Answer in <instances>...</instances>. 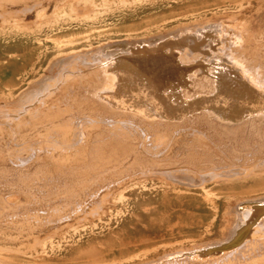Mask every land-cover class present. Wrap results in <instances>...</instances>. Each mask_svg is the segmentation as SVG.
<instances>
[{
  "label": "bare ground",
  "instance_id": "bare-ground-1",
  "mask_svg": "<svg viewBox=\"0 0 264 264\" xmlns=\"http://www.w3.org/2000/svg\"><path fill=\"white\" fill-rule=\"evenodd\" d=\"M209 1L0 0V30L12 36L0 39V159L41 174L24 177L25 202L19 193L2 197V209L13 210L7 228L44 236L28 264H84L85 249L100 260L91 264H156L150 256L160 250L161 264H264V146L248 142L264 136L260 43L244 26L205 22L216 6ZM229 131L245 148L224 140ZM181 132L191 135L187 151L199 167L171 157ZM243 160L248 169L235 166ZM256 171L259 183L244 187ZM232 183L239 191L225 193ZM192 191L211 206L209 221L196 225L206 237L224 203L242 195L223 241L186 249L191 239L177 225L120 236L125 221L136 229L138 205L158 196L182 202Z\"/></svg>",
  "mask_w": 264,
  "mask_h": 264
},
{
  "label": "rangeland",
  "instance_id": "rangeland-1",
  "mask_svg": "<svg viewBox=\"0 0 264 264\" xmlns=\"http://www.w3.org/2000/svg\"><path fill=\"white\" fill-rule=\"evenodd\" d=\"M56 1V0H55ZM66 1V0H64ZM209 1V0H208ZM212 1V0H210ZM209 1V2H210ZM213 3L216 4L215 7H212L211 8V11H208L206 13V16L204 18L205 22H215L216 20V23L219 22V23H222L223 25H226V26H234L235 25H240V26H244V28L251 34L253 35V37L255 38V36H257L255 38V40L259 43H260V48H257V53L255 55V60L256 62L258 63V65H260L261 67L264 66V57H262V55L264 56V35L263 37L261 36L263 33L264 34V0H252L251 4L249 6H245L243 7L242 10L239 11V9L237 8L238 5H240L241 3L244 2V0H213L212 1ZM258 3V4H257ZM53 4V1L50 2V5L49 7H51ZM260 4V5H259ZM256 5V6H255ZM229 6V7H228ZM252 7V8H251ZM255 7V8H254ZM217 8V9H216ZM216 9V10H215ZM254 9V10H253ZM214 10V11H213ZM222 10V11H221ZM253 10V11H252ZM238 12V13H237ZM250 12H252L250 14ZM250 15H249V14ZM50 14V13H48ZM246 14V15H245ZM33 14L32 13H29L25 16V23H30L31 21L33 22ZM232 15V16H231ZM20 16V15H19ZM32 16V17H31ZM208 16V17H207ZM223 17V18H222ZM228 17V18H227ZM236 17H237V21H236ZM243 17V18H242ZM215 18V19H214ZM225 18V19H224ZM243 20H242V19ZM248 18V19H247ZM28 19V20H26ZM211 19V20H210ZM218 19L220 21H218ZM245 19H246V22H245ZM214 20V21H213ZM229 20V21H228ZM249 20H252V21H249ZM226 21V22H225ZM32 22L30 24L27 23V25L29 26H32ZM230 22V23H229ZM252 22V23H251ZM233 25H232V24ZM238 23V24H237ZM246 23V24H245ZM1 24V23H0ZM245 24V25H244ZM249 24V25H248ZM252 24V25H250ZM249 29V30H248ZM3 30V31H2ZM9 31L11 30H7L5 28L1 29L0 30V39H3V38H11L10 36H3V34H6L8 33ZM254 32V33H253ZM3 33V34H2ZM260 37L262 39H260ZM259 38V39H258ZM253 44V43H252ZM263 49V50H261ZM262 57V58H261ZM262 63H263V66H262ZM264 70V68H263ZM262 76H264V73L262 74ZM38 91V90H36ZM40 91H38L39 93ZM29 94L27 95L26 98H28ZM7 108H10L12 107L14 104H12L11 102H8L5 104ZM182 127H185L187 126V124H181ZM188 130H185L184 132H187ZM184 132H181V135L178 137L177 141L174 143V145L172 146V152H171V157L172 158H176V160H178V162H181L179 163L180 165H188V163L190 164V166H194V167H199L197 161H196V158L194 156H191L192 154L189 153V151H187V146H189V143L191 139V135L190 134H187V133H184ZM31 137L34 136V133H30ZM258 135H254L253 137L250 138V141H248L250 144H256V145H259V146H264V136H263V133L260 132H257ZM224 140L226 142H230L232 143L234 146H237L239 148H245V141H244V138H240L239 136H236L233 132L229 131L228 134L224 135ZM235 138V139H234ZM257 139V140H256ZM255 143H253V142ZM176 145V146H175ZM0 152H3L4 149H3V143L0 141ZM179 154V155H178ZM173 155V156H172ZM177 156V157H176ZM179 157V159H178ZM174 158V159H175ZM187 159V160H186ZM3 160V161H2ZM194 160V161H193ZM0 177H3V178H0V257H1V260H0V264H28L27 262L29 261L28 257H30V255L33 253V250H38V246L35 244V237H38L40 240L44 238L43 234H40V235H29V233H25L23 232L21 234V232L15 230L14 228H7V222H5V215H6V212H11L13 210H3V201H4V197L6 195H14V193H19L18 192V189L19 187L22 188L21 186H23V188L27 187L26 185L27 182L30 180L31 181V176L34 178L35 176H41V174H39L40 172L39 169H37V167H32L29 171H23L21 173L18 172L17 169H15L7 160H4V158L0 159ZM7 162V164H5ZM183 162V164H182ZM191 162V163H190ZM247 162H245L244 160L242 162H240L239 164L235 165L236 167H241L242 169H245L249 167V165L246 164ZM245 166V167H244ZM244 167V168H243ZM10 168V169H9ZM12 169V171H11ZM219 169H221V167H219ZM223 169V168H222ZM11 172H10V171ZM37 170V171H36ZM6 171V173H5ZM8 171V172H7ZM34 171V173H33ZM264 171V170H262ZM4 172V173H3ZM16 172V173H14ZM243 172V170H242ZM256 172H259V171H256ZM7 173L8 174V177H7ZM13 173V174H11ZM19 173V174H18ZM27 173V174H26ZM29 173V175H28ZM4 174H6L5 176L7 178L4 177ZM21 174V176H20ZM26 174V175H25ZM31 174V175H30ZM242 174V173H241ZM244 174V172H243ZM255 174L256 176H254V178L248 180V181H244V187H255L259 182H256L258 180V178L260 176H257V174H262V172H259V173H253ZM15 175V176H14ZM17 175V176H16ZM10 176V177H9ZM20 176V177H19ZM29 180H28V177ZM24 177L27 178V182H26V179L24 180ZM5 178V179H4ZM19 178V179H18ZM22 178V179H20ZM257 178V179H256ZM10 179V181H8ZM254 179V180H253ZM256 179V180H255ZM7 180V182H6ZM16 182H12V181H15ZM5 181V183H4ZM19 181V183H18ZM22 181V182H21ZM24 181V182H23ZM29 181V182H30ZM11 184H9V183ZM28 182V183H29ZM264 182V181H263ZM5 185H4V184ZM8 183V185H6ZM26 183V184H25ZM2 184V185H1ZM24 184V185H23ZM242 184V183H240ZM14 185V189H13V186ZM21 185V186H20ZM5 186V187H4ZM9 186V187H8ZM29 186V185H28ZM38 186V185H37ZM35 186V188L37 187ZM42 185L40 184L37 188L41 187ZM8 187V188H7ZM12 187V189H11ZM261 187H264V186H261ZM224 188L226 190H223L225 191V193H228V192H231L234 188H237L235 189V193H237L239 190L238 188L240 187H235V184H224ZM3 189V190H2ZM7 189V190H5ZM14 190V191H13ZM8 191V192H7ZM218 192V193H217ZM219 192L220 191H217L215 190L213 192V194H218L219 195ZM10 193V194H9ZM47 194V193H46ZM19 195L21 196V200L22 202H25V199L26 197L23 196L22 193H19ZM200 192L199 191H192V194H188L186 199H184L182 202H176L174 200H169V203L168 201L165 202V203H162L161 202V199L160 197H153L152 200H150L148 203H145V204H141V205H138V207H136V213L138 214V220H134L132 221V224L134 225L135 228H131V227H126V225L128 226L131 222L129 221H125V224H123L125 226V230L126 232H122L120 236L124 237L123 239L124 240H128L134 236H138V235H155V234H159L160 233H165L167 232L166 229L170 228L171 226H175L176 225L178 226L177 228L179 229H176L174 231H181V232H185L184 233V236L185 238H189L191 239V241H189V244L188 242L184 244L183 247H185L186 249L188 248H198V244L200 243H209L211 241H223V238H225L224 236V233L226 231V228L228 226L231 225L232 221L235 220L234 218L236 217L235 214H233V210L234 208H236V203H235V199L239 200L242 195H239V196H235L232 197L229 201H227L226 203H224V206L223 208L221 209V212H220V215H219V219L217 221V224H216V227H215V230H214V234L212 236H204L202 234V229H199L196 227V225L198 223L200 224H205L206 222L209 221L210 217H211V206L209 203L203 201L202 197L200 196ZM191 196V197H190ZM193 196V198H192ZM241 196V197H240ZM3 197V198H2ZM214 197V196H213ZM24 200H23V199ZM158 198V199H157ZM192 199V200H191ZM196 199V200H194ZM198 199V201H197ZM187 201V202H186ZM190 201H193V202H190ZM195 201V203H194ZM2 202V203H1ZM159 202V203H158ZM200 202V203H199ZM204 202V203H203ZM222 202V201H221ZM155 203V204H154ZM230 203V204H229ZM234 203V204H232ZM262 203V204H261ZM168 204V205H167ZM172 204V205H171ZM229 206H228V205ZM158 205V206H157ZM251 205H257V206H260V205H263V202H258V203H252ZM141 206V207H140ZM167 206V207H166ZM171 206V208L169 207ZM181 206V207H180ZM207 206V207H206ZM210 206V207H209ZM228 206V208H226ZM244 205H238L237 208L241 209V207H243ZM174 207V209H173ZM176 207H179L176 208ZM185 207V208H184ZM203 207V208H202ZM148 208V209H147ZM183 209L185 210L183 212ZM195 209H197L195 211ZM200 209V210H199ZM210 209V210H209ZM3 210V211H2ZM161 213H160V211ZM5 211V212H4ZM152 211V212H151ZM164 211V212H162ZM169 211V212H168ZM192 211V213H191ZM231 211V212H230ZM190 212V214H189ZM226 212H228L226 214ZM160 215H159V214ZM167 213V214H166ZM176 213V214H175ZM179 213V214H178ZM195 213V214H194ZM3 214V215H2ZM157 214V215H155ZM165 214V215H164ZM192 214V215H191ZM229 214V215H228ZM148 215H149V218H148ZM174 215V216H173ZM200 215V216H199ZM228 217H227V216ZM155 216V217H154ZM162 216V217H161ZM176 216V218H175ZM180 216V217H179ZM231 216V217H230ZM234 216V217H232ZM3 219H2V218ZM153 219H152V218ZM156 218V219H155ZM170 218V219H169ZM230 218V219H229ZM150 219V220H149ZM199 219V220H198ZM201 219V220H200ZM4 220V221H3ZM151 222H149V221ZM159 220V222H158ZM165 220V221H164ZM172 220V221H171ZM195 220V221H194ZM229 220V221H228ZM141 221V222H140ZM200 221V222H198ZM206 221V222H205ZM145 222V223H144ZM192 222V223H191ZM14 224H17V221H13ZM230 223V224H229ZM227 224V225H226ZM2 225V226H1ZM122 225V226H123ZM139 225V226H138ZM167 225V227H166ZM138 226V227H137ZM149 226V227H148ZM6 227V228H5ZM163 227V228H162ZM165 227V228H164ZM146 228V230H145ZM183 228V229H182ZM190 228V229H189ZM193 228V229H192ZM12 229V230H11ZM129 229V230H128ZM161 229V230H160ZM165 229V230H164ZM188 229V230H187ZM133 230V232H132ZM140 230V232H139ZM12 231H15V232H12ZM137 231V232H135ZM139 232V233H138ZM154 232V233H153ZM158 232V233H157ZM130 233V235H129ZM137 233V234H136ZM148 233V234H147ZM197 233V234H196ZM17 234V235H16ZM189 236H188V235ZM223 234V235H222ZM132 235V236H131ZM201 236V237H198V236ZM15 236V237H14ZM192 236V237H191ZM197 236L198 239L195 237ZM206 237V238H205ZM14 238V239H13ZM21 238V239H20ZM24 238V239H23ZM26 238V239H25ZM196 239V240H193ZM12 239V240H11ZM17 239V240H15ZM203 239V240H202ZM3 240V241H2ZM123 240V241H124ZM201 240V241H200ZM192 242V243H191ZM195 242V243H194ZM197 243V244H196ZM193 245V246H192ZM37 246V247H36ZM223 246H226V245H223ZM18 250H16L17 248ZM20 247V248H19ZM34 248V249H33ZM94 249H101L100 247H93ZM21 249V250H20ZM26 249V250H25ZM9 250V251H7ZM103 250V248L101 249ZM176 250V249H175ZM219 250H223L222 248H220ZM7 251V252H6ZM11 251V253H9ZM30 251V252H29ZM2 252V253H1ZM26 252V253H25ZM90 252L91 250L89 251V249H85L84 251V255L80 256V258H83L81 259V262L84 264H91L92 262H100L99 259H95V260H90V259H87L86 256L90 255ZM9 253V254H8ZM21 253L23 255H21ZM31 253V254H30ZM222 253V252H221ZM162 254L161 250L159 251L158 254H152L150 257L155 261L156 264H161L159 262L161 261H157L158 258L160 255ZM9 255V256H8ZM16 256V258H15ZM179 256V255H178ZM4 257V258H3ZM7 257V259H6ZM27 258V259H26ZM3 259V260H2ZM7 261H6V260ZM12 259V260H11ZM21 259V260H19ZM17 260V261H16ZM23 260V261H22ZM16 261V262H15ZM22 261V262H21ZM26 261V262H25ZM6 262V263H4ZM25 262V263H24ZM73 264V261H61L60 264ZM75 263V262H74ZM162 264H164L162 262Z\"/></svg>",
  "mask_w": 264,
  "mask_h": 264
}]
</instances>
